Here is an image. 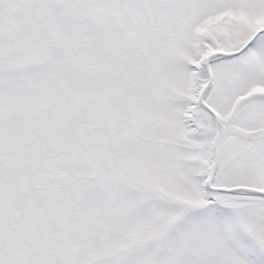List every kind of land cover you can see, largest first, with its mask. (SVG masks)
<instances>
[{
	"label": "snow or ice",
	"instance_id": "1",
	"mask_svg": "<svg viewBox=\"0 0 264 264\" xmlns=\"http://www.w3.org/2000/svg\"><path fill=\"white\" fill-rule=\"evenodd\" d=\"M0 264H264V0H0Z\"/></svg>",
	"mask_w": 264,
	"mask_h": 264
}]
</instances>
